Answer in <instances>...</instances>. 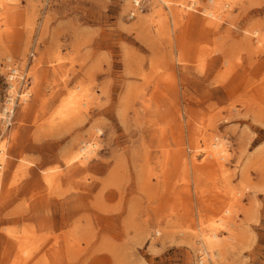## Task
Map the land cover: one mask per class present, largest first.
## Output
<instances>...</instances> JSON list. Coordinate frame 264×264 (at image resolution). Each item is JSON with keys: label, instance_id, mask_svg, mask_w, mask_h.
Returning <instances> with one entry per match:
<instances>
[{"label": "rangeland", "instance_id": "1", "mask_svg": "<svg viewBox=\"0 0 264 264\" xmlns=\"http://www.w3.org/2000/svg\"><path fill=\"white\" fill-rule=\"evenodd\" d=\"M168 1L130 16L131 0H3L0 108L13 63L30 97L0 120V264H195L212 229L214 264H264V56L246 39L264 32V0H230L210 39L197 35L207 0ZM73 91L86 105L59 115ZM96 128L72 174L66 160ZM215 135L222 167L200 140ZM26 230L29 254L13 240Z\"/></svg>", "mask_w": 264, "mask_h": 264}, {"label": "bare ground", "instance_id": "2", "mask_svg": "<svg viewBox=\"0 0 264 264\" xmlns=\"http://www.w3.org/2000/svg\"><path fill=\"white\" fill-rule=\"evenodd\" d=\"M7 1H13V0H7ZM130 0H126V4L128 6ZM208 5H206L204 8L201 9L203 16L200 18L201 21V30L197 33L200 38H215L217 34L219 33L220 29V22L223 21V18H226L230 14L229 8L231 7L230 0H207ZM144 0H131L132 10L131 15H135L137 12H140V9L144 5ZM155 3H159L160 5L165 6L167 9H170L169 1L168 0H155ZM197 2L192 0V5L190 7H193ZM3 0H0V6H4ZM180 8H174V10H170L171 13V19H172V35H175V27L178 26L181 21L180 18H185V14H189L186 12L185 8H188V6L183 5L182 3L179 5ZM230 6V7H229ZM190 16V15H188ZM188 26V25H184ZM183 26V27H184ZM182 28V27H181ZM164 29H169L168 26H166ZM183 30V28L181 29ZM187 31V30H186ZM248 34H250L251 37L246 36V39L249 41V48L252 45V41L254 46L253 49H250V52L253 55H263L264 56V32L260 28H255L247 31ZM168 34V42L171 41V35L170 32L166 31ZM196 35V34H195ZM182 37L176 35L175 39L180 40ZM251 43V44H250ZM225 58V57H224ZM7 61L10 60L8 57L6 59ZM225 61L223 60V63ZM16 64V63H15ZM17 65V64H16ZM233 70H225L224 74L222 75V79L227 78V75L231 74ZM226 75V76H225ZM231 78V77H230ZM229 78V79H230ZM11 83V82H10ZM165 89H169L170 86L167 83H164ZM77 87L76 89H78ZM8 98L5 101V105L3 109L0 108V120L2 124H6L9 120V118L13 115V109H15V105L18 103L25 104L29 95L30 91H19L18 86L16 84V81L13 80L12 83L9 86L8 89ZM80 90V89H78ZM81 93V92H80ZM161 94V91H160ZM82 95V94H81ZM19 98V99H16ZM86 103L82 102L79 99V95L76 92L69 93L67 98L65 99V102L60 104V109L58 111V114L61 115L65 111H70L72 113L80 112L81 108L85 106ZM22 112H25L24 106H22ZM100 133V129H95V134L91 135L90 140L81 141L80 145L76 148V150L69 156V158L66 160V166L70 169L69 172H73L76 170L81 169L86 162L95 154L96 149L98 147L96 142V137ZM203 142L204 145V153L206 154V159L209 161L214 162V164H217V166L222 167L223 162L228 159L227 154V141L223 137L213 136V137H205L203 136L202 139H200ZM262 146V145H261ZM6 143H3L0 141V189L3 184V173H2V165H6ZM164 153V152H163ZM185 157V156H184ZM192 158V157H191ZM190 161L192 162V159ZM194 166V165H193ZM24 167V165H22ZM23 170V169H22ZM21 170V171H22ZM60 174L53 173L47 177L44 178V182L48 186H56V184L59 181ZM72 177V176H71ZM167 181V178H166ZM15 182V181H14ZM157 234H159V231H156ZM23 235L25 237L24 240L19 239L16 236H13V240L19 245L20 249H23L25 253H30V250L36 246L37 240H34V238L29 236V231H24ZM23 238V237H22ZM196 245L198 248L196 251L199 253L197 257V262L195 264H214L215 262V250L219 246V240H218V234L215 229H212L208 234H202L197 237ZM29 248V249H28Z\"/></svg>", "mask_w": 264, "mask_h": 264}, {"label": "built area", "instance_id": "3", "mask_svg": "<svg viewBox=\"0 0 264 264\" xmlns=\"http://www.w3.org/2000/svg\"><path fill=\"white\" fill-rule=\"evenodd\" d=\"M13 80L16 81V84L18 86V90L20 88L19 91H25V92H27L29 90V88H25V85H24L25 82H26V78L24 79V77L21 76V73L19 71L18 65H16L15 63H13L8 68V72H7L6 76H5V85H6V88L4 89V98H3L4 99V103L1 106V109H3V107L5 105V101L8 98V95H9V93H8L9 90L8 89H9V86L12 83ZM18 81H19L20 84L17 83ZM29 97H30V95H29ZM16 99H19V98L16 97ZM13 113H14V109H13ZM12 116L9 118V120L7 122L8 125L11 123Z\"/></svg>", "mask_w": 264, "mask_h": 264}]
</instances>
